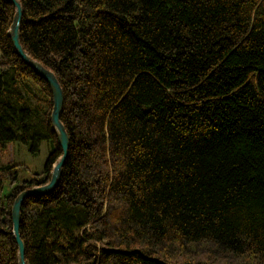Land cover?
I'll list each match as a JSON object with an SVG mask.
<instances>
[{"label": "trees", "instance_id": "trees-1", "mask_svg": "<svg viewBox=\"0 0 264 264\" xmlns=\"http://www.w3.org/2000/svg\"><path fill=\"white\" fill-rule=\"evenodd\" d=\"M20 1L70 138L59 187L23 205L27 263L264 264V0ZM14 14L0 0V149H50L41 175L0 187V264H17L16 197L62 156Z\"/></svg>", "mask_w": 264, "mask_h": 264}, {"label": "water", "instance_id": "water-1", "mask_svg": "<svg viewBox=\"0 0 264 264\" xmlns=\"http://www.w3.org/2000/svg\"><path fill=\"white\" fill-rule=\"evenodd\" d=\"M15 8L13 23L9 29V36L19 58L29 66L38 76L44 79L52 91L53 111L51 115L52 128L62 149V156L53 167L51 179L48 183L23 190L15 199L12 206V235L17 244V264H28L26 261V246L20 234L22 208L25 201L31 197L49 196L59 187L64 166L69 157L70 138L61 121L64 111V91L56 74L47 69L41 62L35 60L23 47L21 42V26L24 16L23 5L20 0H7Z\"/></svg>", "mask_w": 264, "mask_h": 264}, {"label": "rangeland", "instance_id": "rangeland-1", "mask_svg": "<svg viewBox=\"0 0 264 264\" xmlns=\"http://www.w3.org/2000/svg\"><path fill=\"white\" fill-rule=\"evenodd\" d=\"M32 103L35 105L34 101ZM49 149V143L43 142L39 155L36 157H33L28 148L21 143L12 144L5 150L0 149V187L2 188L3 195L9 194L12 188L19 182L29 180L35 174L41 175L49 155ZM13 164H25L28 168L24 169L21 167L17 171L18 181L13 180L12 177H16V175L12 173L11 176L9 172V168Z\"/></svg>", "mask_w": 264, "mask_h": 264}]
</instances>
